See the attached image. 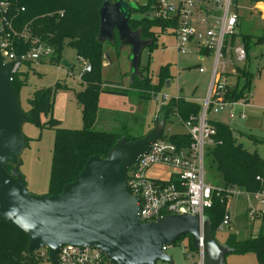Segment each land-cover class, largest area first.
<instances>
[{
	"label": "water",
	"instance_id": "1",
	"mask_svg": "<svg viewBox=\"0 0 264 264\" xmlns=\"http://www.w3.org/2000/svg\"><path fill=\"white\" fill-rule=\"evenodd\" d=\"M137 8L133 1L105 0L97 38L102 45L114 48L118 41L119 50H131L133 83L136 77L143 78L142 55L154 44L130 25ZM14 66L6 64L0 52V218L29 238L30 253L47 249L51 264H59L60 248L75 245L99 249L112 264H175L164 248L189 237L201 264H226L232 250L218 243L207 217L201 220L187 214L148 224L140 221L139 197L128 191V174L163 135L164 120H157L151 131L134 142L127 137L118 140L106 158L91 157L60 195L30 193L19 172L28 147L24 126L29 117L14 88ZM63 66L70 68L67 61ZM171 84L167 81L165 88Z\"/></svg>",
	"mask_w": 264,
	"mask_h": 264
},
{
	"label": "rangeland",
	"instance_id": "2",
	"mask_svg": "<svg viewBox=\"0 0 264 264\" xmlns=\"http://www.w3.org/2000/svg\"><path fill=\"white\" fill-rule=\"evenodd\" d=\"M140 5L146 4V0H127ZM239 23L234 31V35L228 38L229 54L223 59L226 62V72L231 76L230 82L245 83L246 75L241 71H246L252 76L250 103L253 108H244L246 118H230L227 112L214 115L209 114L208 120L211 123L227 125L235 131L237 142L242 144L244 149L250 153H258L264 159V20L258 13L253 15L247 10L251 7L250 0H237ZM128 6H125L127 8ZM233 12V9H232ZM153 16L133 15L134 20L151 19ZM157 49L151 52L146 49L142 55L141 70L147 72L144 76L151 79L153 86L159 85V69L170 65V74L173 83L170 88L162 87L160 93L156 91H142L131 89L132 75V52L129 48L119 50L118 47H111L106 44L103 52L109 57V62L103 59V89L113 90L127 95L102 94L103 100L99 105L98 120L95 124V131L115 133L118 135H128L139 137L144 132L145 125L153 128V119L161 110L162 105L172 98H183L187 101L204 104L210 87V74L213 59L201 60L196 53L183 55L177 51V37L172 31L167 33L158 32ZM250 37L251 42L248 51V59L243 64L232 65L234 51L237 47L245 46L244 38ZM249 41V40H248ZM194 46H191L190 50ZM63 61H67L70 69L61 66H52L48 63L33 65L32 70L24 66L20 70V75H25L27 85L20 91V101L22 109L29 111L28 100L34 92L41 89L55 87L61 84L64 89L60 90L55 98L52 115H42V128H37L31 123L24 126V134L28 141V147L22 157L21 175L24 177L27 189L30 193L47 197L49 195L50 178L53 150L55 146V131L47 128L46 125L54 119L63 121L61 126L65 130L83 129V114L76 101V94L81 92V74L84 71V62H81L77 51L67 43L62 50ZM229 62V63H228ZM206 69L205 74L199 72V66ZM172 80V79H170ZM238 80V81H237ZM137 84V83H136ZM241 85V86H242ZM157 94V95H156ZM152 100L140 99V96H151ZM168 101V102H169ZM241 108L237 109L239 112ZM122 128H125L122 130ZM171 131L172 135L185 134L187 131L183 126L177 125V120L171 118L166 125V134ZM133 135V136H132ZM247 136H252L259 143L249 140ZM142 138V137H140ZM206 150V154H207ZM163 167H154L148 172L151 178L167 179L171 172ZM205 179L212 187L223 190L225 183L223 176L218 172L213 160L205 156ZM242 192V191H241ZM244 193V192H242ZM224 200V196H222ZM255 201L244 195H233L228 199L227 213L231 216L232 223L228 228H220L215 239L219 244L225 245L230 236H237L239 241L249 240L258 236L263 223L249 220L247 211ZM226 213V214H227ZM175 264H200L199 254L190 247V239L184 238L176 245L168 247L167 252ZM157 264H165L158 262ZM226 264H259L256 256L247 254L244 256L228 255Z\"/></svg>",
	"mask_w": 264,
	"mask_h": 264
},
{
	"label": "trees",
	"instance_id": "3",
	"mask_svg": "<svg viewBox=\"0 0 264 264\" xmlns=\"http://www.w3.org/2000/svg\"><path fill=\"white\" fill-rule=\"evenodd\" d=\"M9 3L10 15L15 19L17 30L30 29L34 38L51 46L54 56L50 65H63L62 50L67 43L69 47L77 51L81 62L91 66L90 73L81 74V84L84 90L77 93L76 101L82 109L83 129L65 130L61 128V122L52 119L47 128L55 131V146L53 150L50 196H58L63 192L66 185L73 183L82 173L87 161L94 156L101 159L107 157L111 148L123 137L134 142L140 138L130 137L126 134L95 131L94 125L99 113V98L102 94L127 95L113 90L103 89V59L105 58L103 47L97 40L100 27V10L105 0H1ZM152 0L147 4L137 3V9H133V15L146 16L152 12ZM25 9V12H21ZM130 25L134 31L141 29L144 39H152L154 44L149 49L153 52L157 49V35L154 29H160L165 33L172 25L170 22L156 21L150 19H130ZM249 40V41H248ZM264 38L259 42H263ZM251 38L245 37V49L248 53ZM31 44L17 46V55L20 56L31 49ZM119 49V42L116 46ZM226 53V50H225ZM31 69L33 64L27 63ZM149 67V66H147ZM142 70L143 78L134 80L131 89L149 91L153 89L157 94L166 82L173 78L170 74V65L159 69V85L153 86L151 79L144 76L149 71ZM246 75L245 83L232 88L227 94V99L238 102L246 99L251 91L252 76L246 71H241ZM25 75L14 77V88L18 95L23 87L28 83ZM137 83V84H136ZM61 84L55 87L41 89L34 92L28 100L29 111L24 113L29 117V122L37 128H42V115L50 116L54 110L57 93L64 89ZM156 94V95H157ZM20 97V95H19ZM143 100H152V95L140 96ZM202 107L199 104L189 102L183 98H172L166 105L161 107L157 120H164L167 123L171 118L180 117L183 121L190 118H197ZM216 128L214 137L215 145L207 151L209 158L215 163L217 170L222 174L226 188H236L242 192L256 193L261 185L257 177L264 172V159L258 153H250L237 142L235 131L227 126L212 123ZM249 140H255L252 136H247ZM29 141V140H28ZM170 141L179 148H190L192 141L188 135H172ZM10 170V169H9ZM20 172V171H19ZM21 174V172H20ZM228 200L216 197L211 209L206 211V217L210 220L213 235L220 229L224 217L227 213ZM189 238V237H186ZM184 239V238H183ZM182 239V240H183ZM190 239V238H189ZM29 238L14 224L0 218V264H49L44 259L38 257L36 253H30ZM231 250L230 255L244 256L253 254L259 264H264V223L258 236L251 237L246 241H239L237 236H230L226 244ZM193 251L194 248L191 244Z\"/></svg>",
	"mask_w": 264,
	"mask_h": 264
},
{
	"label": "built area",
	"instance_id": "4",
	"mask_svg": "<svg viewBox=\"0 0 264 264\" xmlns=\"http://www.w3.org/2000/svg\"><path fill=\"white\" fill-rule=\"evenodd\" d=\"M237 0H152L153 16L150 20L170 22L172 31L177 37V51L183 55L191 52L213 59L211 67L210 87L206 100L201 106L197 118L183 121L175 117L178 124L190 137V148H179L170 141L171 131L163 135L152 145L150 151L139 158L128 174V191L139 197V218L144 224L156 222L166 216L191 215L201 220L206 211L213 206L216 197L229 199L233 195H244L255 201L247 210L249 220L264 223V172L257 177L261 188L256 193H242L236 188L216 189L205 179L206 150L215 145L216 128L208 120L209 114L218 115L227 112L234 119L239 107H250V95L246 99L232 102L227 94L232 89L225 77L226 62L223 59L229 54L228 38L234 35L239 23ZM149 0H146V4ZM252 12L258 13L264 20V0H250ZM233 9V12H232ZM21 12H25L22 9ZM0 52L6 64H14V77L20 73L27 63L41 65L50 64L55 50L34 38L30 29L17 30L15 19L10 15V5L0 0ZM157 35L160 29H154ZM162 33V32H161ZM31 44V49L17 55V46ZM191 46H194L190 50ZM226 50V53H225ZM232 65L243 64L248 59L245 46L234 51ZM229 63V62H228ZM83 73H90L91 66L84 62ZM200 73H205L203 67ZM234 88V87H233ZM168 103L167 97L164 96ZM245 119L246 114L240 113ZM167 125V123H166ZM154 167H163L171 172L168 179L151 178L148 172ZM232 223L227 213L220 228H228ZM167 247L164 251L167 252ZM38 257L49 262L47 249L38 252ZM200 257V256H199ZM59 264H112L97 248L65 245L60 248ZM201 264V257L199 258Z\"/></svg>",
	"mask_w": 264,
	"mask_h": 264
},
{
	"label": "crops",
	"instance_id": "5",
	"mask_svg": "<svg viewBox=\"0 0 264 264\" xmlns=\"http://www.w3.org/2000/svg\"><path fill=\"white\" fill-rule=\"evenodd\" d=\"M247 10L253 15V12H252V7H250V8H247ZM159 36L157 35V38H158ZM198 56H199V58L201 59V60H205V59H207V55H205L204 54V52L203 53H201V54H197ZM106 59V58H105ZM108 62H109V60L108 59H106ZM63 66V65H62ZM70 66V65H69ZM64 67V66H63ZM200 67H203L202 65L201 66H199V68ZM66 68V67H65ZM71 68V67H70ZM70 68H68V69H70ZM204 68V67H203ZM32 69H29V72L31 71ZM206 70V69H205ZM225 72H226V70H225ZM206 73V72H205ZM205 73H203V74H205ZM84 74V73H83ZM202 74V73H201ZM225 77L227 78V82L229 83V85H230V87H235V86H238V85H240V87H241V82H239L238 80V83L236 82V84L235 85H232V83L230 82V78H231V76L226 72V74H225ZM210 79H211V74H210ZM80 83H81V78H80ZM131 83H133L132 82V80H131ZM173 83V82H172ZM82 85V84H81ZM172 85V84H171ZM84 88L85 87H83V85H82V90H81V92L84 90ZM77 95V94H76ZM103 95H101L100 96V98H99V105L101 104V102H102V100H103ZM179 98V97H178ZM186 100V99H185ZM189 102H191V101H189ZM251 102V101H250ZM193 103H195V102H193ZM197 104V103H196ZM251 104V103H250ZM79 106V105H78ZM200 106H202V105H200ZM80 107V106H79ZM81 108V107H80ZM239 108H241V110L239 111V112H236V116H235V118L236 117H240V113H242V112H245L244 111V107H239ZM247 108H253V105H251L250 107H246V109ZM82 110V109H81ZM159 113H160V111H159ZM159 113L154 117V119H153V121H152V123H153V128H154V126H155V124H156V122H157V119H158V115H159ZM99 114V113H98ZM97 120H98V118H97ZM97 120H96V122H97ZM60 122H61V124H63V121L60 119ZM96 124V123H95ZM177 125L178 126H182L181 124H178V122H177ZM62 126V125H61ZM94 127H95V125H94ZM153 128H151L150 126H146L145 125V127H144V130H146V131H144V132H149V131H151ZM94 129V128H93ZM123 129H125V128H122V130ZM95 130V129H94ZM124 131V130H123ZM99 132V131H98ZM146 133V134H147ZM145 134V135H146ZM143 133H142V135H140L139 137H135V138H140V137H143V136H145ZM133 136V135H132ZM236 138V137H235ZM240 144V143H239ZM242 145V144H241ZM243 146V145H242ZM259 155V154H258ZM169 177V176H168ZM168 179V178H167Z\"/></svg>",
	"mask_w": 264,
	"mask_h": 264
}]
</instances>
